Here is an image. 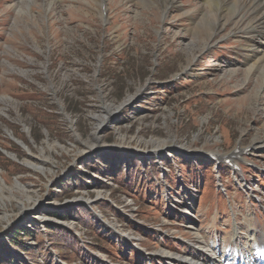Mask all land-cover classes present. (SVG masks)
Here are the masks:
<instances>
[{"label": "rangeland", "instance_id": "374dc122", "mask_svg": "<svg viewBox=\"0 0 264 264\" xmlns=\"http://www.w3.org/2000/svg\"><path fill=\"white\" fill-rule=\"evenodd\" d=\"M22 1L0 0V264L220 259L264 232L252 11L194 34L202 0Z\"/></svg>", "mask_w": 264, "mask_h": 264}, {"label": "bare ground", "instance_id": "6f19581e", "mask_svg": "<svg viewBox=\"0 0 264 264\" xmlns=\"http://www.w3.org/2000/svg\"><path fill=\"white\" fill-rule=\"evenodd\" d=\"M98 2H100V0ZM102 2V18L107 21V3L106 0H102ZM142 2L147 4L148 0H142ZM176 2L177 0H164V8L166 10L163 12V17L167 18L169 16L171 7L168 6H174ZM202 2L203 4L201 11H203L204 16L202 19L204 21L200 22L196 27L190 28L193 29L194 34L198 33L199 27L202 25V23H207L208 21L211 32H216L219 25H221V19L226 17L227 18L224 20L225 23L236 22L238 25V22L235 21L232 16L238 11H243V9L249 10L244 11V16H247L248 12L250 13V11H252L249 15L250 21L247 27L249 32L246 35H252L253 31L257 33H255L256 37L251 36L252 43L249 45V48L251 49L249 50L251 53L247 56V61L249 63H247V72L252 73L254 69H258L259 65L264 66V22L260 25H257L255 28L250 25V22H252L254 18L258 20L261 18L264 21V0H202ZM25 3L26 0H23L20 8H23ZM51 5L52 3H50V6ZM178 8L180 9V7ZM245 32L247 31H244L243 29L244 34ZM211 34L212 33H210V35ZM259 74L264 79V67L260 70ZM36 218H39V216H36ZM129 240H131V238H129ZM262 243L264 242H262L261 237H259L256 233L248 234L245 241H237L234 239L232 244H230L228 247L237 249L238 252L242 251V253L233 254L231 256L228 255L226 261L223 259V251H220V259H216L215 254H211L209 252L210 250H207L200 242L199 244L201 245L199 246L195 245L194 243H190L192 244L191 253L189 251L188 253H185L184 256L174 251L165 250L162 252V255H160L159 259L163 260L165 264H264V249L260 255H258V251H256L258 250L257 245Z\"/></svg>", "mask_w": 264, "mask_h": 264}, {"label": "trees", "instance_id": "16d2710c", "mask_svg": "<svg viewBox=\"0 0 264 264\" xmlns=\"http://www.w3.org/2000/svg\"><path fill=\"white\" fill-rule=\"evenodd\" d=\"M11 241L15 243V241H14V240H11ZM23 250H24V249H23Z\"/></svg>", "mask_w": 264, "mask_h": 264}]
</instances>
